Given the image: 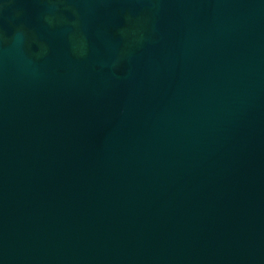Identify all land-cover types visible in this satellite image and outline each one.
<instances>
[{
  "label": "water",
  "instance_id": "95a60500",
  "mask_svg": "<svg viewBox=\"0 0 264 264\" xmlns=\"http://www.w3.org/2000/svg\"><path fill=\"white\" fill-rule=\"evenodd\" d=\"M0 264H264V0H0Z\"/></svg>",
  "mask_w": 264,
  "mask_h": 264
}]
</instances>
